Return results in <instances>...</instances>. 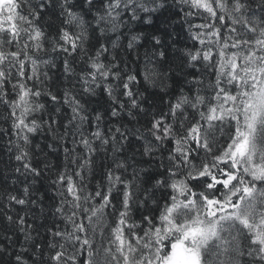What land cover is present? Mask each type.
Returning <instances> with one entry per match:
<instances>
[{
  "label": "snow or ice",
  "instance_id": "obj_1",
  "mask_svg": "<svg viewBox=\"0 0 264 264\" xmlns=\"http://www.w3.org/2000/svg\"><path fill=\"white\" fill-rule=\"evenodd\" d=\"M0 264H264V0H0Z\"/></svg>",
  "mask_w": 264,
  "mask_h": 264
}]
</instances>
